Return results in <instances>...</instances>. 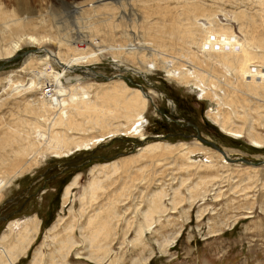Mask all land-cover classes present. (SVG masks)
<instances>
[{
	"label": "rangeland",
	"instance_id": "374dc122",
	"mask_svg": "<svg viewBox=\"0 0 264 264\" xmlns=\"http://www.w3.org/2000/svg\"><path fill=\"white\" fill-rule=\"evenodd\" d=\"M91 1L25 0L27 5L21 10V16H29L30 19L36 17L35 20L39 18L51 20L53 12L56 13L54 19H58L59 22L63 21L66 27H69L68 30L71 28L69 30L71 33L76 34V31L82 32V30L86 32L87 28L84 25L86 16H97L94 13L96 9L89 5L92 3ZM168 1V6L164 9L168 14L165 18L174 20L171 22L175 33L174 36L163 35L162 42H158L153 36H150L151 31L146 33V27L152 26L156 27V30H164L162 27H165L167 22L163 23V13L155 7L158 3L161 5L163 2L126 0L124 4H119L111 0V8L116 9L113 11L115 20L113 23L103 25L105 30H110L117 24H120L121 27L119 25V27H114V33L108 34L107 44L129 46V42H134L139 45L142 43L150 45L152 48L154 41L166 55L171 53L176 57V51L179 48L177 47L176 50L175 47L179 44L182 45L183 38L180 33L184 34L183 29L178 30L180 24L176 22H194L193 12H198L196 23L204 25H209L208 16L210 13L213 14L212 19L214 20L212 21H216L224 27H230L234 38L239 43H244L246 38L249 39L252 36L256 39L264 38V0ZM5 3H7L6 0ZM93 3L95 6L98 4ZM161 6H165V4ZM12 7L11 5L7 6L8 9H12ZM81 7L84 14L79 15ZM144 12L149 16L148 22L143 18ZM121 17L123 20H119ZM76 22L79 23L78 26L80 25L82 30H78ZM123 30L126 34H123ZM197 38L199 37L197 36ZM73 40H80V38L76 36ZM124 40L127 42L125 43ZM232 43L227 44L226 47L234 48L233 51H235L238 43L236 41ZM147 46L143 47L146 54L151 51ZM258 46V52L264 55V46ZM189 47L192 51L201 53L193 43H190ZM28 49L33 50L28 51ZM24 50L27 52L22 56L12 58H10L11 55L6 56V61L5 56L0 57V137L10 133L15 135V129L25 130L26 123L23 121L30 119V115L24 116L22 113L23 104L21 103L27 100L24 98L25 93L16 95L14 98L5 94V92H9L6 77L15 72V78L26 82L29 75L26 76L21 69L25 66L24 60L26 58L28 60V55L44 54L45 50L56 52L58 47L55 42L45 39L40 46L24 42L15 52ZM151 52L149 54L152 57ZM67 54L71 53H65L62 48V55L66 57ZM110 54L109 52L103 53L96 61L79 65L80 69L73 70L70 75L79 74V81H83L82 83L100 84L112 79L122 80L131 88L143 89L142 91L151 97V99L148 98L146 109L141 117L143 136L116 132L113 135H104L103 139L89 147L71 148V151L66 155L62 154L61 156L47 152L44 155H39L37 164L29 171H23V174L16 175L10 182L5 181L4 178V171H6L4 169L11 168L10 164L6 167L0 165L2 168L0 169V214L5 216L0 219V244L3 242V235L9 234L11 237L6 239V242L9 245L15 242L14 239L20 237L15 233L19 231L18 227L21 223L34 217L38 218V222H40L39 230L33 241L24 254L15 260L14 264H30L37 246H40L41 243L46 245L43 242L45 235L53 236L55 233L61 235L63 226L71 216L70 207L75 213L79 210V196L89 186L87 182L96 171V166L112 161L120 162L123 158L127 163L125 167L121 168L118 174L101 181L104 187L106 183V189L101 191L97 201L92 205V209H85L86 215L93 214L98 209V205L107 202L112 197L119 196L121 186L132 184L129 190L130 195L125 198L126 203L123 200L121 204L124 203V205L118 204L119 210L117 209V211L120 212V216L132 220L133 228L123 234H120L119 229V233L117 232L108 241H103L108 243L111 250L106 261L104 260L105 262L100 264H108L112 261V264H139L140 260L143 261L140 264H264V163L256 165L258 168L254 171L252 169L245 170V167L250 165L239 160L227 159V163H225L217 156L220 152L197 138L195 133L205 140L217 144L230 158L242 156L251 160L264 159V143L258 147L252 145L244 135L234 138L223 132L208 116L209 112L216 111L217 102L210 97L203 96L200 88H196L190 83L184 85V83L177 82L172 77H168L164 70L151 64L149 65L150 70L146 71L143 63H139V65L133 58L121 60ZM145 60L150 61L151 59L147 56ZM138 67L142 71L138 70L139 73H134L132 70L138 69ZM187 67L193 70L192 65L187 64ZM43 68L44 66L36 65V70ZM51 69L55 71L58 67L52 64ZM92 70L99 73L100 76L98 74L94 77L91 76ZM255 71L258 75L254 77L251 73V78L256 79L255 84L260 85L264 81V67ZM103 76L108 78L105 79ZM36 78L43 82L46 80L39 74H36ZM70 80L74 83V79L70 78ZM41 81L40 89H36V96L33 95L31 98L34 101L40 100V98L48 100V96L43 93L44 89L41 88V84L43 85ZM47 83L45 82L44 85ZM59 83L65 86L69 85L62 79L59 80ZM137 85H140L141 88ZM245 96L250 99L251 109L247 111L249 122L251 121L249 116L252 115L251 117L254 119L252 124L255 130L264 138V126L260 124L262 122H259L258 115V104L263 101L256 95L246 94ZM9 97L11 98L9 99ZM234 123H238L237 125L241 127L246 125L238 119ZM98 132L99 130H95L93 134L97 135ZM35 136L32 135L31 138L34 139ZM36 139L40 140L38 136ZM196 141L204 150L194 153L195 159H204L205 156H210V153L214 152L216 153V157L213 156L214 167H204L199 163L201 166H195L186 171L180 168L183 163L180 158L172 156L160 165H158L159 161L156 163L158 166L155 167L157 170L155 176L151 175L153 169L145 167L147 169L145 176L148 178L143 183L136 170L139 164L128 158L138 155L139 149L144 148L147 143L161 142L180 148L179 144L181 143L193 147ZM147 162L150 161L146 160ZM139 163L144 162L140 160ZM99 176L102 177L103 174H99ZM75 177H78V184L72 188L68 202L62 204L64 189ZM199 178L203 179V182L200 183L199 194L190 200L188 199V186L194 184ZM182 181L183 184H181ZM177 186L180 187L182 197L174 209H167L159 216L153 210L146 211L148 207V202L147 205L145 204L146 197L148 200L154 191L161 188H164L169 194L168 197H171L172 189ZM166 206L171 207L167 203ZM127 208L129 209L127 210ZM151 211L153 212L151 213ZM59 215L65 218V223L63 222V225L49 234L47 230L53 226ZM158 217L159 220L155 221ZM148 218L152 219L150 226H146ZM10 222H13L15 226L9 225ZM86 223L85 219L81 220L78 224L80 226L74 229V237L79 243L65 256L64 262L68 264H96L87 258L85 243L80 242L82 235L88 233ZM122 227L124 224L119 226V228ZM140 232L141 236L136 240ZM122 235L125 237L124 240H120ZM63 238L66 237H62V241H64ZM167 238L170 240L161 245L160 242ZM48 242L50 241L48 240ZM52 251V246H45V255ZM145 258L146 261H144Z\"/></svg>",
	"mask_w": 264,
	"mask_h": 264
},
{
	"label": "bare ground",
	"instance_id": "6f19581e",
	"mask_svg": "<svg viewBox=\"0 0 264 264\" xmlns=\"http://www.w3.org/2000/svg\"><path fill=\"white\" fill-rule=\"evenodd\" d=\"M6 1L7 3H5V0H0V57L10 56L24 42H31L40 46L45 39L55 42L58 50L56 52L45 50L44 54L28 55V60L25 57V66L21 70L26 76L29 75L26 82L15 78V72L6 77L9 92L7 91L5 94L14 98L16 95H23L25 93L24 98L27 100L21 103L23 104L22 113L24 116L26 114L30 115V119L28 118L23 121L26 123L25 130L15 129V135L10 133L0 137V165L6 167L10 164L11 166L9 169H4L6 170L4 171L5 181L10 182L16 175L23 174V171H29L37 164L39 155H44L47 152L61 156L62 154L66 155L71 151V148L89 147L103 139L104 135H113L116 132L138 135L139 137L143 136L141 117L143 111L146 109L147 100L150 97L147 93L138 88L127 86L122 80L111 79L100 84L93 82L82 83L83 81H79V74L70 75L73 70L78 69L79 65L96 61L99 56L107 52L121 60L133 58L138 64L143 63L146 71L150 70L149 65L151 64L164 70L168 77H172L177 82L184 83V85L190 83L196 88H200L203 96L210 97L217 102L216 111L209 112L208 116L223 132L234 138L244 135L252 145L258 147L264 143V138L255 130L252 124L254 119H252L251 114L249 116L251 121L249 122L247 111L251 109L250 99L245 96L246 94L256 95L264 102V81L261 82L262 84L257 85L255 84L257 80L251 78L250 75L253 73L254 77H256L258 74L255 70H261L262 66L264 67V55L258 52V45L264 46L263 37L256 39V37L252 36L249 39L246 38L247 40L245 39L244 43H239L234 38L230 27H224L216 21H212L214 20L212 19L213 14L210 13L208 16L209 25H204L196 23L198 12H193L194 22H176L180 24L178 30L183 29L184 34L180 33L183 41L182 45L179 44L175 47V49L179 48L178 50L176 49L177 51L175 50L177 53H175L177 55L175 57L171 53L166 55L162 52L161 47L156 45L157 42L154 41V47L152 48L150 45L147 46L143 43L139 45L134 42L130 43L129 41V46L107 44L108 34L114 33L116 27H121L120 24H117L110 30H105V26L103 25L110 22L113 23L115 20L113 11L116 9L111 8V0H92V3L89 5L96 9L94 13L97 16L84 17L87 23H84L87 28V30L85 29L86 32L76 22L78 30H82V32L76 31V34L71 33L69 31L71 28L68 30L69 27L67 28L63 21L59 22L58 19H54L56 13L52 12L53 18L51 20L44 18L35 20L36 17L30 19L28 18L29 16H21V10L27 5L25 0ZM113 1L124 4L126 0ZM167 1L157 0V2H163L162 4H165V6H161L162 4L160 5L159 3L155 6L163 13V23H168H165V27H162L164 30H156V27L152 26L146 27V33L151 31L150 36H153L158 42H162L163 35L174 36L175 33L171 22L174 20H166L165 18L167 11L164 9L168 6ZM93 2L98 4L95 6ZM9 5L15 8L8 9L7 6ZM82 12L84 11L81 7L79 15L84 14ZM143 18L148 22L149 16L146 12H144ZM187 19L189 18L187 17ZM119 20H123V17ZM123 34H126L124 30ZM99 35L101 36L99 37ZM76 36L80 40H73ZM102 37H104L103 40H100ZM234 41L238 43L236 44L235 51H233L234 48L226 47L227 44L229 45ZM190 43L197 46L201 53L198 54L192 51L189 47ZM232 45L234 44L232 43ZM146 46L153 51H150L153 58L150 56V52L146 54V51H144L143 47ZM62 48L65 50V53H71L67 54L70 55L69 57L62 55ZM147 56L151 59L150 61L145 60ZM52 64H55L58 69L52 70ZM187 64L192 65L193 70H190ZM36 65L44 66V68L36 70ZM138 70L142 71L139 67L132 71L139 73ZM36 74L45 77L47 81L43 82L39 80L36 78ZM259 75L262 74L259 73ZM91 76H93V72H91ZM70 78L74 79V83L71 82ZM104 78L107 79L108 77ZM60 79L64 82L67 81L69 85L65 86L59 83ZM28 81L30 82L27 83ZM40 81L43 83V85L41 84V88L44 89L43 93L48 96V100L40 98V100L34 101L31 98L33 95L36 96V89H40ZM45 82L48 83L44 85ZM60 89L62 90L60 91ZM263 102H258L259 122H262L260 123L262 126H264ZM237 119L244 124L246 123V125L244 127L238 126V123H234ZM95 130H99L97 135L93 134ZM32 135L38 136L40 140L38 141L36 136L34 139L31 138ZM179 145L180 148H175L173 144L167 145L161 142L147 143L144 148L139 149L140 153L138 155H132L128 158L139 164L136 170L142 178L143 183L148 178L145 176L147 173L145 167L153 169L151 175L155 176L157 173L155 167L172 156L177 159L180 158L181 162H183L180 168L186 171L195 166L199 167L201 164L208 168L214 167L213 156L216 157V153L214 152L210 153V156H205L204 159H195L194 153L204 150L197 141L194 142L193 147L184 143ZM6 149H9V151ZM221 155L220 153L219 155L217 154L222 161L227 163V158ZM123 159L120 162L112 161L96 166V171L87 182L89 186L79 196V210L75 213L72 207H70L71 216L63 226L61 235L57 233L53 236L45 235L43 242L46 245L41 243L40 246H37L33 252L30 264H68L64 262L65 256L79 243L74 237V229L78 228L80 226L78 225L79 222L84 219L87 222L86 226L88 227L86 229L88 233L81 234L82 238L80 242L85 243L87 258L93 260L96 264L106 261L111 248L108 243H104L103 241L111 239L117 232L119 233V229L121 231L120 234H123L133 228L132 220L130 221V218L127 219V217L120 216V212L118 213L117 211L118 204L122 206L126 203L125 198L130 195L129 190L132 184L121 186L119 196L112 197L107 202L98 205V209L93 214L86 215L85 209H92V205L97 201L101 191L106 189V183L104 187L101 181L112 175L114 176V174H118L120 169L125 167L127 163ZM140 160L144 163H139ZM146 160L150 162L146 163ZM158 161L160 163L156 165ZM199 163L201 164L199 165ZM246 164L250 166H246L245 170L252 169L254 171L258 168L256 167L258 164ZM99 174H103V176L101 177ZM201 182H203V179L199 178L194 184L188 186V199L191 200L195 196H198ZM76 184H78V177H75L65 187L62 204L68 202L72 193L71 190ZM181 184H183V181ZM181 194L179 186L172 189L171 197H168L169 194L164 188L156 190L149 196L148 200L146 197L145 204L147 205L148 202L146 211L153 210L159 216V214L164 213L167 209H174L181 201ZM134 195L131 196L133 197ZM123 200L125 202L121 204ZM132 201H134V198H132ZM166 203L171 207H167ZM100 211H102V214H100ZM64 219L63 216L59 215L47 232L50 234L55 229L57 230L58 227L65 223ZM157 220H159V217L155 219V221ZM151 222L152 219L148 218L146 226H150ZM39 223L36 217L21 223L18 227L19 231L15 233V235H20V237L14 239L15 242L11 245L6 242V239L11 237L10 234L3 235V242L0 244V264H14L15 260L24 254L37 234L36 232L39 230ZM121 224H124V227L119 228ZM9 225L15 226L13 222H10ZM64 236L66 238H63L64 241H62L61 238ZM140 236L141 232L136 240ZM124 238L122 235V239L120 240H124ZM168 240L170 239H163L160 242L161 245L167 243ZM45 246H52L53 251L45 255ZM144 261H146V258ZM112 262L108 264H112ZM142 262L140 260L139 264Z\"/></svg>",
	"mask_w": 264,
	"mask_h": 264
},
{
	"label": "water",
	"instance_id": "95a60500",
	"mask_svg": "<svg viewBox=\"0 0 264 264\" xmlns=\"http://www.w3.org/2000/svg\"><path fill=\"white\" fill-rule=\"evenodd\" d=\"M37 49V48H35ZM27 50H24V51H21L20 53L18 54H14V55H23L24 53H26ZM99 75V73H95L94 75ZM118 75V74H117ZM120 76V74L118 75ZM105 77V76H103ZM128 78V77H127ZM130 80V79H129ZM141 88L140 85H137ZM143 90V89H142ZM195 136L197 138H199L201 141L203 142H206L208 144H210L212 147H214L215 149H217L222 155H224L228 160H239V161H242V162H246V163H252V164H260V163H264V159H256V160H251V159H248V158H245V157H242V156H238V157H234V158H230L226 155V153L224 152V150L222 148H220L217 144H215L214 142L210 141V140H205L204 138L200 137L198 133H195ZM153 137H159V136H153ZM1 218H4V216H0V219Z\"/></svg>",
	"mask_w": 264,
	"mask_h": 264
}]
</instances>
